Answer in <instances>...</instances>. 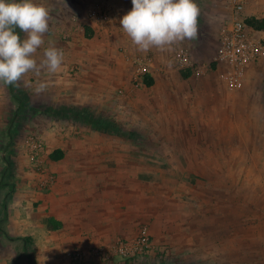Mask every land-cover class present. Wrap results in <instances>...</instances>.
Returning <instances> with one entry per match:
<instances>
[{"label":"rangeland","instance_id":"rangeland-1","mask_svg":"<svg viewBox=\"0 0 264 264\" xmlns=\"http://www.w3.org/2000/svg\"><path fill=\"white\" fill-rule=\"evenodd\" d=\"M34 2L51 9L44 36L52 37L44 43L68 46L70 62L53 76L43 69V77L31 72L13 85L11 106L0 116L1 187L6 181L15 188L13 158L18 155L41 173V159L31 157L27 141L42 139L44 150L51 135L65 146V156L42 180L41 191L59 175L56 189L113 190L105 204L136 216L134 236L143 225L151 233L148 252L131 261L119 256L109 264H264V66L246 70L237 88L227 86L225 70L214 57L222 27L232 17L230 0H196L197 38L147 52L138 51L120 25L131 0ZM96 2L108 19L89 16ZM87 27L92 37L85 34ZM181 48L192 69L182 62ZM200 69L205 72L198 74ZM186 70L191 71L187 77ZM144 72L154 77L153 86L142 83ZM247 78L249 85H243ZM40 82L47 87L37 94ZM91 158H105L108 171L77 176L67 170L72 160L84 168ZM3 189L0 224L15 195ZM85 197H77L82 209ZM98 199L92 196L89 206L98 205ZM46 224L23 245L0 237V264H73L69 253L81 247L70 245L63 229Z\"/></svg>","mask_w":264,"mask_h":264},{"label":"crops","instance_id":"crops-1","mask_svg":"<svg viewBox=\"0 0 264 264\" xmlns=\"http://www.w3.org/2000/svg\"><path fill=\"white\" fill-rule=\"evenodd\" d=\"M119 10L120 12L125 13V5L124 3H119ZM132 5V2H131ZM124 7V8H122ZM243 14L245 17L248 16H256L264 18V0H249L246 4ZM43 37V40L46 38L47 40L52 37L51 34ZM55 47L57 49H60L64 53V61L62 63L61 68L68 67L69 66V48L68 46H51ZM49 48L48 44L43 43V45L38 48L35 59L37 60V63H39L44 59V52L45 50ZM264 66V59L252 62L247 65L246 70L251 69H258ZM60 68V69H61ZM47 70L46 68H42L41 70ZM31 72H29L30 74ZM34 76L36 77H43L42 72L40 71L39 75H37L35 72H32ZM49 73V76H53L54 73ZM155 80V79H154ZM250 78L246 79V82H243V85H249L247 81H249ZM155 83V82H154ZM153 86V85H152ZM245 87V86H244ZM246 88V87H245ZM11 94L9 85H4L0 83V116L4 114L3 110L8 109L9 106H11ZM8 106V107H7ZM56 143V145H55ZM57 143H61L59 140H54V138H51V135H49V142L47 141L46 147L44 148V153L48 155L49 157V167H46L44 163V156L41 153L39 154L40 162L37 163L39 166H41V173H36L33 168L29 169L28 167H31L29 164V159L24 156H17L16 158H13V165L15 166V172L19 180L15 182V188L14 185L11 184V182H3V187H1L0 182V194L5 191L3 188H7L8 192L13 190L14 192V199L13 202L9 204V214L6 219L3 217L2 224H0V237L10 241V240H18L19 242L25 244L26 242H29L30 239H32L35 235L39 234L42 230V226L47 223L48 227V220L49 218H55L60 222V226L57 229H52L48 227L50 230H58L63 229L65 233L67 234V240L70 245H78L81 248H78L77 250H81L83 252V258L81 260L74 259L73 254L74 250L70 251V259L73 264H90L88 260L98 262L99 264H109L110 261L113 259L119 257L114 256L110 260L103 261L99 258L94 257L92 254H90V249H85V246L89 245H100V244H108L114 241V237L117 235L124 236L125 238H131L136 233L137 229V223L138 219L136 216L131 215L130 211L125 210L124 212L119 210V206L117 204L110 203L109 205L105 204V198L107 197V192L113 191V190H106L104 187L101 188V190H98L97 188L89 189L87 191L80 190L79 192L72 191L70 187L67 189L58 188L56 189V185L61 181L60 175L55 177V181L47 186L48 191L40 190L43 182L42 180L44 178L48 177V172L53 173V170L57 169L56 162H61L65 151V146H61ZM56 149L62 150V156L59 159H52L50 155L54 152ZM64 149V150H63ZM43 153V154H44ZM105 158L101 159H86V162L84 163V168L79 167L78 160H72L70 164L68 163V169L69 172L73 170L75 175H80V172L85 171L91 174H102L106 172L105 168ZM41 163V164H40ZM3 163L0 162V171L2 169ZM53 169V170H52ZM82 169V170H81ZM47 170V172H46ZM108 171V170H107ZM110 171V170H109ZM44 172V173H43ZM68 172V171H67ZM66 172V173H67ZM109 173H112L111 171ZM70 174H66V181H70L69 186L72 185L71 181L73 180V177H69ZM72 175V174H71ZM83 179H90V174L87 175L85 173L82 174ZM104 177V176H103ZM42 178V179H41ZM95 179V180H94ZM93 181H97L99 179L94 178ZM41 180V181H40ZM45 181V180H44ZM96 183V182H94ZM46 189V188H45ZM67 193V194H66ZM66 194V195H65ZM85 198L89 197V200H85L86 208L82 209L80 206H78L77 203V197H83ZM3 196V197H2ZM93 196V198L98 197V205H93V207H90L89 204L94 202L95 200H91L90 198ZM2 198V199H1ZM6 193L2 194L0 196V202L5 203ZM3 200V201H2ZM119 201V199H118ZM6 207V206H5ZM122 210V209H121ZM2 213H5L2 211ZM48 217L45 219L44 222H42V219ZM91 221L94 222V224H90V226H85V221ZM120 221V224H119ZM124 222H132L126 223L124 225ZM85 223V225L83 224ZM63 224V227H62ZM94 247V246H93ZM76 250V251H77ZM123 261L128 260L129 258H122ZM135 260V259H132ZM114 261H120V260H114ZM128 261H131L129 259Z\"/></svg>","mask_w":264,"mask_h":264},{"label":"clouds","instance_id":"clouds-1","mask_svg":"<svg viewBox=\"0 0 264 264\" xmlns=\"http://www.w3.org/2000/svg\"><path fill=\"white\" fill-rule=\"evenodd\" d=\"M132 8L120 20L124 33L138 51L153 48L164 51L198 35L200 9L196 0H131ZM51 9L34 0H0V83L19 86L29 72L39 75L42 68L55 73L61 68L64 53L55 47L44 52L39 63L34 58L49 30ZM25 34L21 39L16 31ZM47 84L38 83L37 94Z\"/></svg>","mask_w":264,"mask_h":264},{"label":"built area","instance_id":"built-area-1","mask_svg":"<svg viewBox=\"0 0 264 264\" xmlns=\"http://www.w3.org/2000/svg\"><path fill=\"white\" fill-rule=\"evenodd\" d=\"M249 0H230L232 17L222 27V32L216 46L214 60L224 68L223 75L230 89L237 88L242 82L247 65L264 59V30H257L245 21L243 10ZM91 18L108 19L107 11L103 5L96 2L90 11ZM181 60L191 66L192 63L184 48L180 49ZM204 69L197 71L204 73ZM32 158H38L43 149V141L40 138H31L27 141ZM38 160V159H37ZM52 181V178H50ZM46 182L43 181V184ZM152 247L151 233L147 226H141L137 234L132 238H117L111 243L100 244L92 247L89 252L100 260L107 261L114 256L122 258L138 259ZM83 252H74V259L81 260Z\"/></svg>","mask_w":264,"mask_h":264},{"label":"trees","instance_id":"trees-1","mask_svg":"<svg viewBox=\"0 0 264 264\" xmlns=\"http://www.w3.org/2000/svg\"><path fill=\"white\" fill-rule=\"evenodd\" d=\"M245 21L248 25L252 26L253 28L257 30H264V18L256 17V16H248L245 18ZM85 34L87 37H92L93 32L90 30L89 27L85 29ZM191 73L190 70L184 71L182 74L187 77ZM142 83L149 87L154 84V77L150 74V72H144L142 75ZM9 89L11 94H13V85H9ZM62 156V150L56 149L54 152L50 155L52 159H59ZM60 226V222L56 220L55 218H49L48 220V227L52 229H57Z\"/></svg>","mask_w":264,"mask_h":264}]
</instances>
